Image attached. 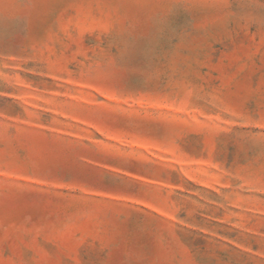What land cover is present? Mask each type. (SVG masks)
<instances>
[{"label": "rangeland", "instance_id": "rangeland-1", "mask_svg": "<svg viewBox=\"0 0 264 264\" xmlns=\"http://www.w3.org/2000/svg\"><path fill=\"white\" fill-rule=\"evenodd\" d=\"M0 264H264V0H0Z\"/></svg>", "mask_w": 264, "mask_h": 264}]
</instances>
